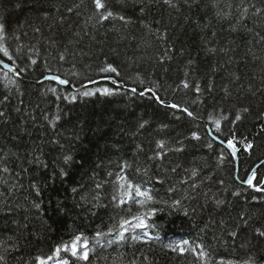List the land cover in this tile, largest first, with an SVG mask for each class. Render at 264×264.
<instances>
[{
    "label": "trees",
    "instance_id": "16d2710c",
    "mask_svg": "<svg viewBox=\"0 0 264 264\" xmlns=\"http://www.w3.org/2000/svg\"><path fill=\"white\" fill-rule=\"evenodd\" d=\"M106 3L128 23H97L92 0H0L6 22L0 44L12 59L0 58L20 76L5 78L0 68V169H8L0 171L2 264H35L77 236L88 242V259L61 252L66 264H264V243L252 237L264 224V191L240 182L264 160V0ZM107 65L119 75L101 72ZM46 75L76 87L109 78L130 89L111 81L80 91L37 83ZM97 87L113 94H79ZM210 120H220V131ZM208 129L225 143L234 138L237 171L231 152ZM157 140L166 141L165 149H157ZM177 141L184 151H169ZM247 142L254 145L250 152L243 150ZM161 151L166 155L156 158ZM65 155L72 157L68 164ZM128 183L151 189L153 201L121 204ZM254 183L264 187V165ZM216 199L225 201L222 210ZM152 210L149 227L117 238L121 219ZM240 214L251 218L252 230L236 229L248 234L233 239L227 233ZM177 244L183 254L173 251ZM201 251L209 255L202 259Z\"/></svg>",
    "mask_w": 264,
    "mask_h": 264
},
{
    "label": "snow or ice",
    "instance_id": "6c2138e0",
    "mask_svg": "<svg viewBox=\"0 0 264 264\" xmlns=\"http://www.w3.org/2000/svg\"><path fill=\"white\" fill-rule=\"evenodd\" d=\"M119 3H123L124 0H118ZM169 0H165V3H168ZM193 2H195V0H193ZM92 3L94 5V10H95V16L98 17L97 19V23L103 24L105 21H109L110 19H118L120 21H123L125 24L128 23V21L126 20V18L122 15H118L116 13H114L111 10H108L107 8V3L106 0H92ZM75 7H79V5H75ZM67 11L69 13H71L73 11V8L69 7L67 9ZM248 8L245 7L243 9L244 13H247ZM257 12H259V10H257ZM6 37V22L3 21L2 16H0V41H2L3 39H5ZM0 53H3V55L5 57H7L9 60L12 59V57L9 55L8 50L3 46V44H0ZM61 60L64 59L63 56L60 57ZM31 63L34 65L36 64L35 60H32ZM191 63V62H190ZM0 68H2L4 70L5 73V78H7V74L9 72H11L13 75H17L16 71L14 68L10 67L7 63H3L0 64ZM23 71V69L21 70ZM101 72H110V73H116L117 75H119V73L117 72V69L111 65H107L106 67H102L100 69ZM187 75V73H186ZM45 79H55L56 82L60 85H66L68 83L67 80L61 79L59 77H53V76H46ZM9 83H15V81L13 80H9ZM90 83H96V81H90ZM112 84H116L117 87H119V84L117 81L112 80L111 81ZM84 88H86L87 86H82ZM183 87L184 88H188L189 85L187 82L183 83ZM195 90L197 93L200 92V85L197 84L195 86ZM51 91L55 92V89H51ZM131 91L133 93L136 92L135 88H132ZM101 94V95H112L113 92L110 88H100L97 87L95 90H85L82 93H79L85 97L88 96H92L95 94ZM144 93L141 92L140 95H143ZM7 99V98H5ZM65 99H68V97H65ZM72 100H75V96L71 97ZM157 101L164 105L165 107H170L173 109H177L181 112H184L187 114L188 117H193V113L188 111L187 108H180L178 105L176 104H165V102L163 100H161L158 96L156 97ZM243 111H247V109L245 108ZM5 114L0 111V117L4 116ZM59 119V117H55L53 118L52 121H50V123L52 124V126H55L56 121ZM223 119H227V117H223ZM241 119L240 115L237 114L235 117L236 121H239ZM211 123H215L216 124V130L220 131V120H210ZM147 122H143L139 125L140 128H144L145 124ZM191 138L194 140L199 141L201 139V137L196 133L193 132L191 134ZM53 143H55V141H53ZM221 143H224V146L227 149L231 150V155L233 157V159L237 158V152H238V148L236 147V145L234 144V138L233 139H228L226 141V143L224 141H222ZM177 144L179 145L178 147L174 148V149H169V151H176V152H183L184 151V147H183V141H177ZM165 145H166V141L164 140H157L156 142V147L157 149H165ZM208 148L212 147V144L209 143L207 145ZM254 147V145L251 142H247L243 144V150L245 152H250V150ZM164 155H166V152H157L155 154L156 158H162ZM151 158V157H150ZM37 160H39V157H36ZM221 160H223V156H221L220 158ZM72 160V157L70 155H65L64 156V163L68 164L70 161ZM261 165H264V160H261L260 163L256 166L257 168L260 167ZM176 169L173 168L172 171L174 172ZM0 171H8L7 167L0 169ZM66 175V173L61 170V176ZM197 175V173L195 171L192 172V176L195 177ZM121 179H123V177H121ZM256 180V169L254 168L251 173L248 175L246 180H241V184H246L248 188H251L257 192L260 191H264V187L259 186V183H254V181ZM156 183H163L162 180L157 179ZM181 183H187V181H181ZM222 183V182H221ZM33 187H35V185H33ZM101 187V185L98 183L97 184V188ZM122 189L125 188V185H121L120 186ZM128 191L124 192V199L120 200V203H127L128 201H133L135 203H138L141 207H143L144 204L148 203V202H152L153 201V196L151 194V189H142V187L140 185H134L132 183H128L126 185ZM192 189H195L198 187V185L193 182L191 185ZM73 191H75V189H73ZM169 193H173L175 191L174 188H169L168 189ZM37 195H40L39 191L37 190L36 192ZM205 195H207V193H205ZM233 196H239L240 193L239 192H233L232 193ZM135 197H140L142 199L140 200H135ZM115 199V197H114ZM225 201L222 199H216L215 200V206L217 210H222V206L224 205ZM181 204L180 200H174L173 201V206H179ZM35 207L39 208V204H36ZM155 210H152L151 212H146L143 214H135L133 215L130 219H121L119 222V231H118V239H123L125 237V233L131 231H135V229H144L149 227V225L146 223L147 219H150L151 216L154 214ZM185 214L187 215V212H185ZM222 226H224V222H221ZM236 229H241V230H252V223H251V218L250 217H246L244 214H240L239 219L235 225V229L229 231L227 234L229 236H231L233 239H236L238 236H247L248 232L247 231H240L238 232ZM112 234V229L109 230L108 235ZM101 233H97V236H100ZM144 236H148L147 232L143 233ZM252 237L256 240H258L261 243H264V224H258L254 231H252ZM134 240L137 238L136 236L132 237ZM189 243L188 240H184L182 241L183 245H187ZM197 247L202 248V245H197ZM87 248H88V242L86 240H83L82 237L77 236L75 237V239L71 242V244H65L63 246H58L55 248L53 254L48 255L47 257H41V256H37L35 258V264H49L50 261L53 260H57L58 264H66L65 261H63L62 259H60V253L61 252H65L68 253L70 252L72 257H76L77 259H82V260H87L88 259V252H87ZM81 249H84V251H81ZM179 249V251L181 252V254H183V252L185 251V248L181 246V244H177L175 248H173V251ZM200 257L203 259L205 257H207L209 254L205 251H201L200 252ZM4 261V257L0 256V264H2V262ZM228 264H232L231 261L228 262ZM243 264H254V262L250 261V260H245L243 261Z\"/></svg>",
    "mask_w": 264,
    "mask_h": 264
},
{
    "label": "water",
    "instance_id": "95a60500",
    "mask_svg": "<svg viewBox=\"0 0 264 264\" xmlns=\"http://www.w3.org/2000/svg\"><path fill=\"white\" fill-rule=\"evenodd\" d=\"M3 63H7V62H5L4 60H2L1 58H0V64H3ZM10 67H12V68H14L12 65H10L9 63H7ZM15 69V68H14ZM15 71H16V69H15ZM16 73H17V75H13L11 72H9V74H11V75H13L14 77H16V78H20V76H19V74H18V72L16 71ZM46 76H53V77H59V76H56V75H46ZM46 76H44L43 78H41L40 80H38L37 81V83H44V82H52V83H54V84H56V85H58V86H61V87H64V88H67V87H69V86H71V84H70V82L68 81V83L66 84V85H60V84H58L57 82H56V80L55 79H51V80H49V79H45V77ZM60 78V77H59ZM62 79V78H61ZM65 80V79H64ZM96 81V83H90V82H88V83H85V84H83V85H81V86H71V88H72V90L73 91H80V90H83V89H85L84 87H82V86H87L86 88H88V87H90V86H93V85H95V84H98V83H106V82H109V81H111L109 78H101V79H98V80H95ZM119 84V88H123V89H127V90H129L130 88L129 87H125V86H123L122 84H120V83H118ZM116 85V84H115ZM117 86V85H116ZM148 92V91H147ZM208 132H209V135H210V137L215 141V142H217V143H219L220 145H222L223 147H225L224 146V143H221L222 141L220 140V139H218L217 137H215L213 134H212V132L210 131V129H208ZM226 148V147H225ZM227 149V148H226ZM230 152H231V150L230 149H228ZM234 161H235V166H236V171L238 170V157L236 158V159H234ZM257 166V165H256ZM254 167L255 169H257V167ZM253 168V169H254ZM252 169V170H253ZM251 170V171H252ZM251 173V172H250ZM249 173V174H250ZM246 185V184H245Z\"/></svg>",
    "mask_w": 264,
    "mask_h": 264
},
{
    "label": "bare ground",
    "instance_id": "6f19581e",
    "mask_svg": "<svg viewBox=\"0 0 264 264\" xmlns=\"http://www.w3.org/2000/svg\"><path fill=\"white\" fill-rule=\"evenodd\" d=\"M42 84V83H41Z\"/></svg>",
    "mask_w": 264,
    "mask_h": 264
}]
</instances>
